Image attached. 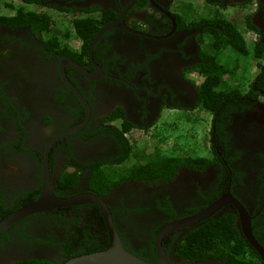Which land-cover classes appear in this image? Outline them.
<instances>
[{"label":"flooded vegetation","instance_id":"obj_1","mask_svg":"<svg viewBox=\"0 0 264 264\" xmlns=\"http://www.w3.org/2000/svg\"><path fill=\"white\" fill-rule=\"evenodd\" d=\"M178 1L43 0L28 4L50 13L21 5L0 11V222L46 188L58 198L92 193L106 200L124 248L147 261H158L161 245L174 262L229 264L224 255L196 258L180 247L206 223L226 218L230 234L252 249L230 264H258L257 256L264 263L230 202L195 225L162 234L229 194L250 214L253 236L264 248V103L250 97L221 108L219 126L211 127L213 156L177 153L172 156L194 159L167 173L133 172L137 163L158 157L135 154L140 137L158 135L165 112L200 106L209 76L199 67L215 53L214 29L223 30L221 22L212 27L208 17L173 10ZM218 2L226 9L246 3L259 29L247 33L253 36L248 42L260 36L264 45V0ZM23 9L50 20L45 34L21 16ZM57 13L66 22L62 30L55 26ZM86 15L97 18L82 23ZM229 51L217 61L224 64ZM109 245L100 205L53 203L0 232V264H65Z\"/></svg>","mask_w":264,"mask_h":264},{"label":"trees","instance_id":"obj_2","mask_svg":"<svg viewBox=\"0 0 264 264\" xmlns=\"http://www.w3.org/2000/svg\"><path fill=\"white\" fill-rule=\"evenodd\" d=\"M25 3L29 2H37L43 0H22ZM207 3L214 5L216 7H224L219 4L218 0H206ZM247 4H238L241 7H247ZM21 16L24 18L32 19L33 24L37 28H42L41 35L45 34L44 26L48 20L45 19L43 14H39L32 11H27V9H23ZM96 15H86L85 18L82 19V23H90L94 22ZM35 17V18H34ZM252 14L251 12L247 13L244 17L245 20V28L242 29L239 25H237L235 20H231L227 18L222 12H215L212 17L209 18V21L212 23V27H215L218 23H220V27L223 29L219 31L218 28H215V33L211 35V47L212 51H215L214 55L212 54L207 58V63L205 65L200 66L199 70L201 72L206 73L209 76L208 82L205 83L203 89H201V103L205 107L206 110L210 111L213 114L212 126L218 127L219 124H216L217 119H215V115L217 117L218 112L221 111L225 105L230 106L232 101L238 99H248L252 97L254 101H257L260 96H264V45L260 41V36L254 37L255 41L248 42L246 34L250 31L257 32L259 34V29L257 26L252 24L251 22ZM80 23V22H79ZM96 23V22H95ZM255 44L253 49L250 47L251 44ZM227 48L230 51V54L235 55L233 59H236L235 65L231 66V64H222L217 61V57L223 53L224 49ZM221 52V53H220ZM224 54V53H223ZM252 55L254 59L260 60L261 63L260 71L256 79L249 85V89L246 92L240 91L238 87H234L230 84L228 79L231 74L234 73L235 66L238 65V61H242L243 58ZM231 62V57L229 59ZM230 80V79H229ZM250 98V99H252ZM227 107V106H226ZM211 126V127H212ZM143 158H153L157 157L154 161L142 164L137 163L134 166L133 172L143 173L145 170L144 167L151 168L155 173L158 172H170L175 165L182 163H191L194 159L191 156H168L162 154L160 149H156L153 154H149L147 149L140 148L137 146V154ZM139 162V161H138ZM142 169V170H141ZM224 224V228H223ZM232 223L230 219H222L221 222L214 220L211 223H206L202 230H197L196 234L188 241L189 243H183L180 247L184 251V255L193 256L196 258L202 257H211V256H220L224 255V260L226 263H234V261L238 258L247 259L246 251L250 253L252 251L251 248H248L247 243L244 240H241L236 234L233 236L230 234ZM230 228V230H229ZM224 231H226L224 234ZM241 247H244L242 250ZM193 249L191 253L189 250ZM198 253L200 255L194 256L192 253ZM247 253V254H248ZM252 254V252H251ZM258 260V264H264L260 257H256ZM228 259V261H227ZM36 264H41L35 262ZM24 264H31L30 262H26Z\"/></svg>","mask_w":264,"mask_h":264},{"label":"rangeland","instance_id":"obj_3","mask_svg":"<svg viewBox=\"0 0 264 264\" xmlns=\"http://www.w3.org/2000/svg\"><path fill=\"white\" fill-rule=\"evenodd\" d=\"M24 6L28 10L47 11L48 8L43 6L34 7L31 4L25 3L22 0H0V11L7 13L9 7ZM173 10L183 14H190L198 17L210 18L215 12H222L227 18L232 21L235 20L237 25L242 29L244 26V17L247 13L251 12L247 7H216L206 2V0H180L175 3ZM53 14V13H52ZM55 19V26H61L64 28V19L60 13L53 16ZM248 41L250 37L246 34ZM235 55L225 60L226 64L235 65L236 59H233ZM249 55L243 58L242 61H238V65L234 68V73L231 74L230 84L234 87H238L240 91L246 92L249 89V85L256 79L260 71V66L255 64V59ZM264 103V96H260L258 99ZM193 111H174L165 112L158 123H163L161 129H157L154 126L150 128V131L155 128L154 131L158 132L156 137L143 136L138 139V147L147 149L149 154H153L156 149H160L162 154L172 156L179 153L180 155H203L213 156L212 153V140H211V126L213 121V114L206 110L202 103H199Z\"/></svg>","mask_w":264,"mask_h":264},{"label":"water","instance_id":"obj_4","mask_svg":"<svg viewBox=\"0 0 264 264\" xmlns=\"http://www.w3.org/2000/svg\"><path fill=\"white\" fill-rule=\"evenodd\" d=\"M83 203V202H93L100 205L109 225L110 233V245L104 250L94 251L88 254H83L70 259L65 264H222L221 262L215 260H195V261H176L170 260L167 253L160 245L158 247V261L153 263L147 261L137 255L131 253L124 248L122 241L116 232L114 226L112 225L111 215L106 205V200L101 196L92 193H82L77 194L69 198H58L54 197L53 193L49 189H45L42 192L41 197L31 203L30 205L23 207L12 214H10L6 219L0 222V232L6 230L8 227L13 225L15 222L23 219L24 217L48 209L53 203L59 205H66L71 203ZM233 203L239 210V216L241 220L242 230L245 233L246 238L253 245L254 249L261 255L264 259V248L258 243L252 233L251 228V216L247 212L246 208L233 196L226 194L218 201H216L212 206L207 208L204 212L194 215L192 217L176 221L175 223L166 227L162 234L170 231L173 228H178L179 226L195 225L199 221L210 216L214 211L220 208L224 203Z\"/></svg>","mask_w":264,"mask_h":264}]
</instances>
